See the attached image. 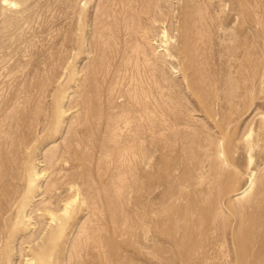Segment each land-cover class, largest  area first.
Returning <instances> with one entry per match:
<instances>
[{
	"label": "rangeland",
	"instance_id": "obj_1",
	"mask_svg": "<svg viewBox=\"0 0 264 264\" xmlns=\"http://www.w3.org/2000/svg\"><path fill=\"white\" fill-rule=\"evenodd\" d=\"M8 1L0 145L88 199L57 245L6 227L0 263L264 264V0Z\"/></svg>",
	"mask_w": 264,
	"mask_h": 264
},
{
	"label": "bare ground",
	"instance_id": "obj_2",
	"mask_svg": "<svg viewBox=\"0 0 264 264\" xmlns=\"http://www.w3.org/2000/svg\"><path fill=\"white\" fill-rule=\"evenodd\" d=\"M197 15V18L202 19L200 12ZM186 19L188 18L186 17ZM192 20H186L180 31L179 43H181L180 46L184 53L186 48H191V44H198L204 40V36L200 33L198 26H196L197 20ZM10 133L5 143L0 145V150H2V153H0V220L1 225H3L0 227V234L4 233L7 227L6 238L17 237L20 232L19 226L32 225V221L37 217V223L43 232L48 231L46 243L57 245L64 238L66 227L72 225L77 219L79 210L85 205V201L88 198L86 197V199L82 200L83 203L78 204V195L73 194L70 196V194L75 192V186L79 182L76 184V182L74 183L69 179L68 175L61 173L53 172L54 174L49 178L50 180L47 178L49 181H47L46 185H42L40 182L48 174L34 165L31 166L29 162H27L28 164L25 163L26 159H22V157L27 155L24 156L22 153L28 154V148L22 146L23 144L20 143L13 132ZM3 147H5V151ZM88 184L85 181V185L87 186ZM64 194H69L70 197L67 195L68 197L66 198ZM34 214H37L35 218H33ZM203 226L202 222H198L189 227L188 230L195 235L202 231ZM40 238L36 239L41 241ZM187 248L188 251L184 253V256L189 260L191 252L198 249L199 245L197 242L192 243L189 240ZM31 251L33 252V257L31 259L26 258L27 260L24 259L27 264H49V255L45 247L31 248ZM10 254L7 255V259H9Z\"/></svg>",
	"mask_w": 264,
	"mask_h": 264
}]
</instances>
